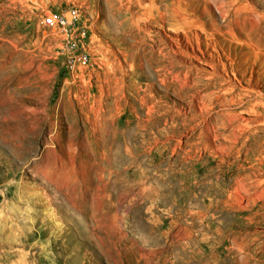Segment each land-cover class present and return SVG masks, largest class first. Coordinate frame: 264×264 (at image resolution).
Returning <instances> with one entry per match:
<instances>
[{
	"label": "rangeland",
	"instance_id": "rangeland-1",
	"mask_svg": "<svg viewBox=\"0 0 264 264\" xmlns=\"http://www.w3.org/2000/svg\"><path fill=\"white\" fill-rule=\"evenodd\" d=\"M172 1L0 0V256L76 264V247L84 264H264V143L252 139L246 159L247 133L225 128L235 122L216 105L225 123L199 157L190 114H176L178 146L159 117L161 101L183 108L190 96L164 84L158 14L145 20ZM181 3L214 27L211 13L228 31L221 51L239 70L258 63L264 82V0ZM74 6L82 35L45 24Z\"/></svg>",
	"mask_w": 264,
	"mask_h": 264
},
{
	"label": "bare ground",
	"instance_id": "bare-ground-1",
	"mask_svg": "<svg viewBox=\"0 0 264 264\" xmlns=\"http://www.w3.org/2000/svg\"><path fill=\"white\" fill-rule=\"evenodd\" d=\"M213 1L218 4V0ZM160 3L155 8H147L145 13L146 21L154 14H158V27L163 31L158 33L160 39H152L155 41L154 47L157 46V53L164 60L159 72L165 85L170 81L180 84L176 91L178 93L187 91L190 95L183 108L176 103L170 104L169 100H166L165 104L161 101L159 106L161 111H164L159 117H165V120L171 119L173 124H176L175 134L179 136L176 139V146L185 143V135L179 129L176 118V114H180L182 110L190 114L188 120L192 123L197 122V125L190 127L189 138L194 137L192 134H195L196 130L197 132L202 130L200 136L205 143L201 141L202 146L198 143L200 147L195 149L194 155L203 157L204 152L213 146L211 142H214L215 135L213 137L212 132L218 131L217 122L222 125L225 123L222 112L213 109L216 105H224L228 112L225 116L231 115L232 121L235 122L234 125L227 124L225 128L229 129L232 126L234 132L238 131L241 137L247 133L242 143L247 150L246 159L255 160L251 155L256 151L253 149L252 139L257 143L261 142L260 145L264 143V139L256 138L257 134L264 132V82L256 79L258 63L245 58L242 60L246 64L245 70L236 67V58L227 50L221 51V43L218 40V32L222 38L229 40L228 31L218 27L211 13L209 17L214 27L208 26L207 21L197 17L196 13L188 16L190 12L182 5L181 0L165 3L163 7ZM236 47L243 48L244 44L238 42ZM219 98L221 101H216ZM154 109L155 107H151L150 112ZM239 109L247 115L238 116L241 113ZM204 112H210L211 115L206 116ZM161 130L166 132L164 129ZM260 180L261 183L264 182V178ZM73 228H76L79 236L88 238L81 230V224H74ZM70 235L76 237L74 232ZM75 250L73 256L76 264H84V257L80 255L81 248L75 247ZM7 252L9 251H5L3 256H0V264L10 261L12 264H17Z\"/></svg>",
	"mask_w": 264,
	"mask_h": 264
},
{
	"label": "built area",
	"instance_id": "built-area-1",
	"mask_svg": "<svg viewBox=\"0 0 264 264\" xmlns=\"http://www.w3.org/2000/svg\"><path fill=\"white\" fill-rule=\"evenodd\" d=\"M45 24L52 27L53 31H57L63 34L64 37L70 36L71 33L74 31L80 32L82 35L83 27H84V20L83 14L80 8L74 6L68 12L57 13L55 15H50L45 17L44 20ZM85 54L83 57L89 58L88 54L86 53L87 49L84 48ZM85 62V61H84Z\"/></svg>",
	"mask_w": 264,
	"mask_h": 264
}]
</instances>
